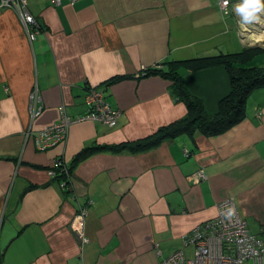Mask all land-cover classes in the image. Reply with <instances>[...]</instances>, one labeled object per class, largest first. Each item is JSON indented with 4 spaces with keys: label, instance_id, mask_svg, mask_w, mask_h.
<instances>
[{
    "label": "crops",
    "instance_id": "obj_1",
    "mask_svg": "<svg viewBox=\"0 0 264 264\" xmlns=\"http://www.w3.org/2000/svg\"><path fill=\"white\" fill-rule=\"evenodd\" d=\"M241 2L223 13L216 0H25L40 26L33 40L17 10L0 4V264H154L178 249L191 255L183 234L228 197L264 239V86L223 132H181L143 151L119 147L188 115L171 78L140 72L264 39L241 31L249 26L236 13ZM251 64L264 67V52ZM177 70L187 93L215 114L231 89L227 68ZM88 87L120 110L117 124L74 122L62 141L38 150L35 135L61 108L70 118L87 111ZM33 89L42 109L31 119ZM201 167L206 178L195 182L190 175ZM81 206L85 243L71 227Z\"/></svg>",
    "mask_w": 264,
    "mask_h": 264
},
{
    "label": "built area",
    "instance_id": "obj_2",
    "mask_svg": "<svg viewBox=\"0 0 264 264\" xmlns=\"http://www.w3.org/2000/svg\"><path fill=\"white\" fill-rule=\"evenodd\" d=\"M51 1L55 4L60 3V0ZM216 3L223 13H227L231 7V0H227V2L216 0ZM0 4L17 10L28 37L33 40L39 33L40 26L34 16L27 11L25 0H0ZM244 28L247 30L246 26H243L242 30ZM144 73L145 71L139 74ZM40 100L37 89H33L29 94L31 119L41 113ZM84 103L87 111L75 118H70L61 108L57 121L38 130L34 137L36 148L45 150L62 141L67 134L68 126L84 119L96 120L109 127L117 124L120 110L112 107L105 100L101 90L88 87L85 91ZM62 171L68 172L66 167ZM49 173L54 175L53 170H50ZM190 178L198 182L206 178V173L201 167L196 169ZM64 187H66L65 183ZM230 208L233 209L231 215H229ZM85 214L86 208L81 206L71 222V227L79 236L81 243L88 240L82 228ZM182 239L185 245L194 247L191 255H186L182 249H178L154 264H264V239L249 232L246 221L240 216L231 197L217 205V213L214 217L197 224L189 232L184 233Z\"/></svg>",
    "mask_w": 264,
    "mask_h": 264
},
{
    "label": "trees",
    "instance_id": "obj_3",
    "mask_svg": "<svg viewBox=\"0 0 264 264\" xmlns=\"http://www.w3.org/2000/svg\"><path fill=\"white\" fill-rule=\"evenodd\" d=\"M261 52H264V48L249 45L235 53H220L212 56L195 57L185 61H173L169 63L167 68H147L145 74L160 72L163 76L173 80L175 91L185 101L188 115L185 119L172 125L159 128L155 133L144 139L125 142L120 144L119 147L129 148L133 151H143L157 146L161 141L181 132L192 133L198 130L204 133L217 134L229 128L244 116V106L249 93L253 89L264 86V67L251 64L252 58ZM180 63H184L191 69H199L215 64H222L227 68L231 80V89L221 100L219 109L215 114L207 115L201 103L187 93L177 70ZM67 170L70 171L68 168ZM62 176H68V172L67 174L64 172Z\"/></svg>",
    "mask_w": 264,
    "mask_h": 264
},
{
    "label": "clouds",
    "instance_id": "obj_4",
    "mask_svg": "<svg viewBox=\"0 0 264 264\" xmlns=\"http://www.w3.org/2000/svg\"><path fill=\"white\" fill-rule=\"evenodd\" d=\"M227 2V0H225ZM264 12V0H242L240 4L236 6V13L241 17V23L251 24L253 22H259L260 14ZM233 209H229V215H231Z\"/></svg>",
    "mask_w": 264,
    "mask_h": 264
},
{
    "label": "rangeland",
    "instance_id": "obj_5",
    "mask_svg": "<svg viewBox=\"0 0 264 264\" xmlns=\"http://www.w3.org/2000/svg\"><path fill=\"white\" fill-rule=\"evenodd\" d=\"M260 15H261L262 17H260L259 22H253V23L249 24V26L246 25V28H250V29H252V30L257 34V36H255V38H257L260 34H264V33H262V32H264V21H262V19H264V12H261ZM244 27H245V26H244ZM248 30H249V29L245 30V28H244V30L241 29V31H242L245 35H248L247 33H250ZM246 31H247V32H246ZM242 32H241V33H242ZM259 37H260V36H259ZM257 39H259V38H257ZM254 41H255V40H254ZM253 45H254V46H259V47H261V48H264V40H262V41H256V43L253 44Z\"/></svg>",
    "mask_w": 264,
    "mask_h": 264
},
{
    "label": "bare ground",
    "instance_id": "obj_6",
    "mask_svg": "<svg viewBox=\"0 0 264 264\" xmlns=\"http://www.w3.org/2000/svg\"><path fill=\"white\" fill-rule=\"evenodd\" d=\"M249 31V30H248ZM261 40H264V39H261Z\"/></svg>",
    "mask_w": 264,
    "mask_h": 264
}]
</instances>
